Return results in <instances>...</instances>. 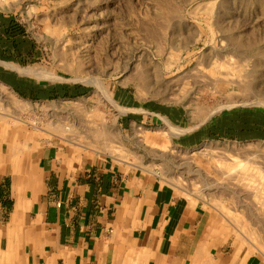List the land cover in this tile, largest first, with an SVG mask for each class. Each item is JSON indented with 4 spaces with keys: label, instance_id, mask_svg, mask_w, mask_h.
<instances>
[{
    "label": "crops",
    "instance_id": "crops-1",
    "mask_svg": "<svg viewBox=\"0 0 264 264\" xmlns=\"http://www.w3.org/2000/svg\"><path fill=\"white\" fill-rule=\"evenodd\" d=\"M33 48L23 26L0 10V264H256L216 203L201 200L189 181L174 184L113 155L107 138H94L95 121L76 109L62 112L67 121L50 120L61 133L32 128L25 109L15 117L16 98L66 103L93 96L88 85L22 77L14 68L31 64ZM31 95L40 100L25 98ZM114 99L127 110L121 132L171 141L181 151L264 142V105L206 113L142 102L126 88ZM169 127L177 135L165 136Z\"/></svg>",
    "mask_w": 264,
    "mask_h": 264
},
{
    "label": "rangeland",
    "instance_id": "rangeland-1",
    "mask_svg": "<svg viewBox=\"0 0 264 264\" xmlns=\"http://www.w3.org/2000/svg\"><path fill=\"white\" fill-rule=\"evenodd\" d=\"M0 10L23 26L34 46L31 64L14 68L22 77L88 85L94 91L86 102L16 98L15 117L25 109L32 128L61 133L50 120L67 121L62 112L76 109L82 119L95 121L94 138H107L113 155L152 167L174 184L199 177L201 200L215 205L219 190L239 193L244 187L241 200L246 206L250 202L253 213L244 227L256 220L264 225V142H212L181 151L171 141L121 132L127 110L114 99L126 88L142 102L206 113L264 105V0H0ZM36 69L45 74L27 72ZM98 84L120 110L107 102ZM169 129L173 134L165 136L179 132ZM254 242L253 261L264 264V232Z\"/></svg>",
    "mask_w": 264,
    "mask_h": 264
},
{
    "label": "bare ground",
    "instance_id": "bare-ground-1",
    "mask_svg": "<svg viewBox=\"0 0 264 264\" xmlns=\"http://www.w3.org/2000/svg\"><path fill=\"white\" fill-rule=\"evenodd\" d=\"M21 71L24 72V70ZM27 72L32 73V75L34 76H39V77L43 76L42 74L44 73V71H40L39 69H36L35 71L32 70V72L31 71H27ZM98 86L106 96L107 102L117 110H120V108L114 102L113 98L108 94L107 90L104 89L101 84H98ZM190 180H191L190 183H191L192 192L197 196H200L199 193L201 191L200 190L201 188L199 187H202L201 180L199 179V177H192ZM203 192L204 190H202V192L200 193L202 194V196L204 194ZM229 196L233 197L234 199L233 202L236 205V206L234 205L235 208L230 205ZM242 197H246V189L244 187L241 188L239 193L236 192L235 189L229 191L221 189L218 191L217 195L215 196L214 202L218 207L221 208V210L223 211L222 213L225 216L233 220V222L236 224V227L239 229L240 234L243 236L242 240L251 248L252 246H250V244L254 246L255 245L254 241L262 237L264 232V225H262L260 221L256 220L253 221L254 224H251L247 228L244 227L246 220L244 219V217H246L247 215L249 216V218L253 217V213L250 211L251 210L249 204L250 202H248L246 206V204H244V201L241 200ZM246 207L252 215L247 211Z\"/></svg>",
    "mask_w": 264,
    "mask_h": 264
},
{
    "label": "built area",
    "instance_id": "built-area-1",
    "mask_svg": "<svg viewBox=\"0 0 264 264\" xmlns=\"http://www.w3.org/2000/svg\"><path fill=\"white\" fill-rule=\"evenodd\" d=\"M82 145L83 146H86L87 145V141H84L83 143H82ZM233 197L232 196H229V201H230V205L232 206V207H234L235 208V204H234V202H233ZM235 205V206H234Z\"/></svg>",
    "mask_w": 264,
    "mask_h": 264
},
{
    "label": "trees",
    "instance_id": "trees-1",
    "mask_svg": "<svg viewBox=\"0 0 264 264\" xmlns=\"http://www.w3.org/2000/svg\"><path fill=\"white\" fill-rule=\"evenodd\" d=\"M26 99H32V100H40V97L39 96H34V95H31V96H25Z\"/></svg>",
    "mask_w": 264,
    "mask_h": 264
}]
</instances>
